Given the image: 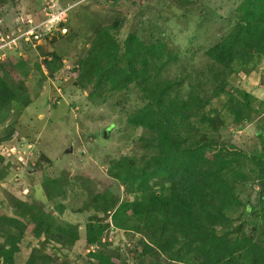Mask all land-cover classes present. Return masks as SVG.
<instances>
[{"label":"rangeland","instance_id":"obj_1","mask_svg":"<svg viewBox=\"0 0 264 264\" xmlns=\"http://www.w3.org/2000/svg\"><path fill=\"white\" fill-rule=\"evenodd\" d=\"M243 1L8 0L0 6V71L13 70L32 101L13 102L0 113V212H21L16 198L38 200L58 223L78 225L81 233L71 247L27 233L16 264H25L33 251L41 264H96L89 252L98 247L85 239L93 198L110 192L123 200L126 188L112 175L113 165L125 157L142 167L157 151L156 134L127 119L146 103L139 84L121 92L108 84L94 90L92 81L78 76L97 30L115 24L111 33L122 52L131 34L162 49L149 55L147 83L169 82L171 101H191L197 114L190 118L193 131L184 133L187 140L206 136L215 148L247 154L235 161L237 175L230 171L241 204L217 231L229 232L232 241L252 238L264 245V58L254 70L230 71L207 54L236 24ZM136 63L142 68L139 57ZM203 115L219 116L222 123L216 130L206 127ZM7 230L0 225V243ZM147 231L110 227L107 248L123 264H183L144 253L141 241L150 242L153 234ZM186 263L201 264L193 255Z\"/></svg>","mask_w":264,"mask_h":264},{"label":"trees","instance_id":"obj_2","mask_svg":"<svg viewBox=\"0 0 264 264\" xmlns=\"http://www.w3.org/2000/svg\"><path fill=\"white\" fill-rule=\"evenodd\" d=\"M7 1L0 0V6ZM239 12L229 34L207 54L227 70H254L264 58V0H244ZM115 26L97 30L87 55L79 62L80 82L92 81L94 90L108 84L117 92L139 84L146 103L127 119L134 127L156 134L157 151L142 167L124 157L111 168L112 175L125 186L126 196L120 200L104 192L93 198L95 214L86 225L85 239L89 247L98 248L89 255L96 264H123L107 248L109 242L105 240L108 229L114 227L138 233L151 230L150 242L141 241L144 253L161 254L178 263L187 264L193 255L201 264H264V245L252 238L232 241L229 232L217 231L218 226L230 224V214L241 204L232 173L236 170L237 175L235 161L247 154L229 151L224 146L215 148L206 136L187 140L184 133L193 131L190 118L197 114L191 101H171L169 82L147 83L149 55L162 54V49L145 45L131 34L122 52L111 33ZM138 57L142 68L136 63ZM47 66L50 72L54 71L53 62L48 61ZM12 71H0V113L13 102H32L24 82L20 78L15 82ZM249 117L247 114L245 121ZM203 122L215 130L222 123L219 116L209 115H203ZM156 180L162 183L158 187L153 183ZM15 201L20 213L12 216L0 212V225L8 228L4 243H0V264H16L15 253L20 251V242L27 233L39 239L44 237L43 243L53 240L70 247L80 239L78 225L58 223L55 214L40 201ZM99 213L111 220L100 219ZM38 256L33 251L25 264H41L37 263Z\"/></svg>","mask_w":264,"mask_h":264},{"label":"built area","instance_id":"obj_3","mask_svg":"<svg viewBox=\"0 0 264 264\" xmlns=\"http://www.w3.org/2000/svg\"><path fill=\"white\" fill-rule=\"evenodd\" d=\"M35 37V39L36 38H38V35L37 36H34ZM10 39H11V37H10ZM16 38L14 37V38H12V40L11 41H16L15 40ZM4 42V41H3ZM2 148H3V146L0 148V153L2 154ZM22 164H25L26 165V163L25 162H22Z\"/></svg>","mask_w":264,"mask_h":264}]
</instances>
